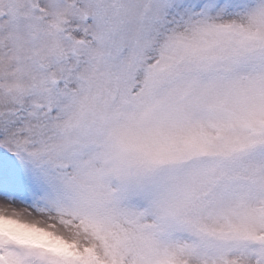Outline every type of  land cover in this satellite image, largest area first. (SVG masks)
<instances>
[{
    "label": "snow or ice",
    "instance_id": "6c2138e0",
    "mask_svg": "<svg viewBox=\"0 0 264 264\" xmlns=\"http://www.w3.org/2000/svg\"><path fill=\"white\" fill-rule=\"evenodd\" d=\"M0 264H264V0H0Z\"/></svg>",
    "mask_w": 264,
    "mask_h": 264
}]
</instances>
